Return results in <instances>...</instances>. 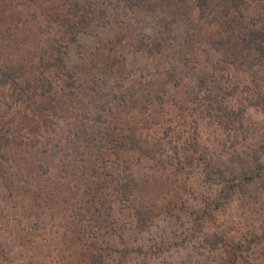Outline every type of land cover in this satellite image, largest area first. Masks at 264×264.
Listing matches in <instances>:
<instances>
[{"label":"rangeland","instance_id":"1","mask_svg":"<svg viewBox=\"0 0 264 264\" xmlns=\"http://www.w3.org/2000/svg\"><path fill=\"white\" fill-rule=\"evenodd\" d=\"M96 1L0 0L30 57L64 59L52 92L84 105L12 111L18 91L0 87V136L18 138L0 158V264H264V57L249 38L264 0ZM115 130L150 155H111Z\"/></svg>","mask_w":264,"mask_h":264},{"label":"trees","instance_id":"2","mask_svg":"<svg viewBox=\"0 0 264 264\" xmlns=\"http://www.w3.org/2000/svg\"><path fill=\"white\" fill-rule=\"evenodd\" d=\"M27 2H31L33 0H25ZM143 1V0H142ZM144 0L143 2H145ZM156 1V0H154ZM162 1V0H161ZM165 1V0H163ZM179 6L180 10L184 7L185 3H182ZM138 2H140L138 0ZM204 1L199 0L198 5L202 6ZM106 3H109V0H97L94 5H100V10L104 7ZM164 5V2L162 3V6ZM11 6V3L9 5V8ZM72 14L78 18V22L75 25V29H79L80 27H83L85 24L90 25L91 20L82 13L80 8H76V10H71ZM8 8L7 10L0 11V87H4L6 89L7 86L11 84L12 87H14L18 93L16 96V101L14 105L8 106V108L12 109V111H31L28 109L29 107L24 105V101L27 100L31 105L33 111H36L38 108V111H55L56 105H58V108L64 109L70 108L69 106H73L72 109L74 111L79 110L83 105L82 100L83 98L80 96L79 99H77V103L73 102L71 98L69 97L68 93H62L60 94L58 89L57 92H52V86L54 85L53 80L49 77L52 76V71H56L58 73L64 72L65 63L63 58H59L55 62L45 60L42 56H31V45H34L35 42L31 39L30 35L27 33L26 28L19 31L17 28V25L15 24V21L13 18L7 16ZM179 13V11H178ZM65 26V25H63ZM69 28H72L69 26ZM78 31V30H76ZM32 33L34 31L31 30ZM256 32V31H255ZM71 34L70 32L67 33ZM260 35V36H259ZM261 36L262 39L264 34H257L254 33L250 38L251 42L254 45V47L259 51V54L264 57V46L263 41L261 43ZM27 55V59H23L22 57ZM64 74V73H63ZM71 77V75H66V77ZM36 80V81H34ZM34 82L37 83V86L34 85ZM57 85V84H56ZM73 86V85H71ZM93 90V89H92ZM86 95V94H85ZM66 98V100H65ZM68 98V99H67ZM94 100V97L91 99V102ZM66 101V103H65ZM96 102V99L94 100V103ZM81 114V113H78ZM76 114L75 116H77ZM29 116V115H28ZM26 116V117H28ZM101 117V115H100ZM99 117V118H100ZM21 122H26V126H29L30 128L34 127V123H36L35 118L33 116H29L24 121L20 116L18 117ZM88 120V114H83L82 119ZM19 119L17 120V123L14 122L15 126L20 125ZM77 121V119L75 120ZM106 123L105 121H102L101 124ZM38 124L36 123L35 126ZM79 128L82 129V131L77 130L79 134H77L76 137V144L75 145V152L72 154V156L76 155L78 157L77 161H80L81 163H86V159L91 157V145H84V143L81 141V137L89 136L88 133H91L87 127L83 125H79ZM103 128V127H102ZM23 129V128H22ZM22 129H19L17 132H21ZM96 130V131H95ZM94 131H92V134L94 132H97L100 134V132L103 133L104 129H101V127L96 128ZM117 132V135H115V138L113 139V150L111 151V155H114L117 157L123 155L125 152H133L138 151L140 153V156H148L150 155V152L148 150H145L140 143L139 139L137 137L133 136V134H130L131 137L124 136L122 134H118L120 131H114ZM14 133V134H13ZM113 132L105 133L104 138H110ZM9 136V137H8ZM94 136V135H92ZM4 139V141H1ZM98 137L94 136L92 137V140H97ZM18 142L17 135L14 131L11 129H8V131L4 134V136H0V158L6 157L5 150L11 149V145ZM81 142V143H79ZM77 147L81 148L80 150H77ZM85 149V150H84ZM12 150V149H11ZM88 155V156H87ZM122 181V179H119L117 182ZM120 189V188H119ZM119 189H115V192L118 196V198L124 199V202L127 199L126 193L122 194ZM141 210V209H140ZM138 216V215H137ZM145 216V214H144ZM144 216H138L139 217V225L145 226L146 224H149V222H153L154 217L146 215Z\"/></svg>","mask_w":264,"mask_h":264}]
</instances>
